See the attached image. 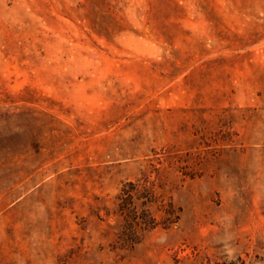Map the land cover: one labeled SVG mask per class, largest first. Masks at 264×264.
Returning <instances> with one entry per match:
<instances>
[{
	"label": "rangeland",
	"instance_id": "obj_1",
	"mask_svg": "<svg viewBox=\"0 0 264 264\" xmlns=\"http://www.w3.org/2000/svg\"><path fill=\"white\" fill-rule=\"evenodd\" d=\"M0 264H264V0H0Z\"/></svg>",
	"mask_w": 264,
	"mask_h": 264
}]
</instances>
